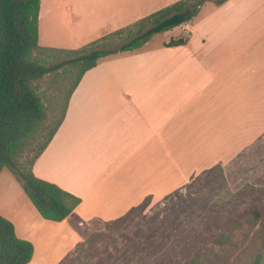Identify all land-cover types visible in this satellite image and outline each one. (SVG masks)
<instances>
[{
    "label": "crops",
    "instance_id": "crops-1",
    "mask_svg": "<svg viewBox=\"0 0 264 264\" xmlns=\"http://www.w3.org/2000/svg\"><path fill=\"white\" fill-rule=\"evenodd\" d=\"M197 16L179 27L186 44L99 62L79 82L33 169L82 199L65 220L44 219L1 171L0 214L33 243L30 264L63 262L107 222L264 139V0Z\"/></svg>",
    "mask_w": 264,
    "mask_h": 264
},
{
    "label": "rangeland",
    "instance_id": "rangeland-1",
    "mask_svg": "<svg viewBox=\"0 0 264 264\" xmlns=\"http://www.w3.org/2000/svg\"><path fill=\"white\" fill-rule=\"evenodd\" d=\"M142 1L144 7L138 8L135 1L123 0L125 7L118 8L120 0H42L39 19L41 50L36 52V57L51 64L65 59L67 53L49 51L48 48L75 50L106 44L119 48L136 35L141 19L161 9L162 5L177 0ZM114 2L116 5L109 6ZM216 6H220L216 0H207L202 6V14ZM118 30L120 33H116ZM103 31L105 35L96 38ZM184 33L182 28L158 33L143 47L133 52H120L100 63L158 48L172 38L184 36ZM79 70V66H67L37 81L48 114L43 135L59 120ZM33 154L30 150L25 157ZM6 171L11 173L8 168ZM259 189H264V139L218 166L203 170L189 182L175 185L174 190L163 197L148 199L143 209L123 223L113 227L106 224L59 264L186 263L198 253L217 248L216 237L226 231L231 219L252 207L253 200L261 192ZM55 258L51 261L54 262Z\"/></svg>",
    "mask_w": 264,
    "mask_h": 264
},
{
    "label": "trees",
    "instance_id": "trees-1",
    "mask_svg": "<svg viewBox=\"0 0 264 264\" xmlns=\"http://www.w3.org/2000/svg\"><path fill=\"white\" fill-rule=\"evenodd\" d=\"M206 1L180 0L153 12L139 21L136 35L119 48L107 44L75 50L48 48L49 51L67 53L65 59L48 64L36 57V52L41 50L39 19L42 0H0V173L4 168L13 173L44 219L61 222L82 201L57 184L37 177L33 169L61 126L70 97L85 73L104 58L120 52H133L156 34L182 27L197 16ZM216 1L221 5L227 0ZM188 40L189 35L172 38L165 46H180ZM67 66H79L78 77L70 88L59 120L43 135L48 114L37 81ZM30 150L34 152L33 156L25 157ZM260 191L252 207L231 219L226 231L216 237L217 248L198 253L186 263L173 264H264V189ZM148 199L124 216L107 222V227L126 221L143 209ZM34 253L33 243L21 238L15 224L0 214V264H30Z\"/></svg>",
    "mask_w": 264,
    "mask_h": 264
}]
</instances>
